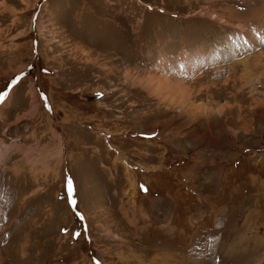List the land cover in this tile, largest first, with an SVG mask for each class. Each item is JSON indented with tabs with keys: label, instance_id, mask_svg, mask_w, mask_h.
Here are the masks:
<instances>
[{
	"label": "rangeland",
	"instance_id": "374dc122",
	"mask_svg": "<svg viewBox=\"0 0 264 264\" xmlns=\"http://www.w3.org/2000/svg\"><path fill=\"white\" fill-rule=\"evenodd\" d=\"M262 22L264 0H0V91L25 73L0 103V264H264V119L198 127L145 89L160 53ZM161 67L234 106L212 65Z\"/></svg>",
	"mask_w": 264,
	"mask_h": 264
},
{
	"label": "bare ground",
	"instance_id": "6f19581e",
	"mask_svg": "<svg viewBox=\"0 0 264 264\" xmlns=\"http://www.w3.org/2000/svg\"><path fill=\"white\" fill-rule=\"evenodd\" d=\"M237 30H239V32L234 37L231 36L232 38L230 39L228 37L229 46L225 48L214 47L212 44L194 46L196 51L193 54L189 49L183 48V50L179 52L181 55H175L171 60L164 58V55L168 53H160L158 55L159 63L154 62V69L157 74L164 73V76L161 74L162 77L156 76L146 82L147 85L145 89L148 91L149 95L167 106L178 107L180 112L178 116L183 119L184 122L194 123L198 127H203L206 123H210L213 127L212 129L216 130L219 128L217 123L220 119L227 117L225 123H233L236 120L238 121L246 118L245 116L249 113L253 116H259L264 119V43H261V41L264 40V22L257 27L255 26V29L253 30L242 27L237 28ZM243 47L247 48L250 52H253L252 55L249 54L251 55L249 57L243 56ZM191 57H194L193 62H190ZM236 57V60L231 61V59ZM229 61H231L230 65L227 64ZM163 65L174 71L178 70V72H182L187 76H200L199 80H203L207 74V72L201 70V68L212 65V72L224 74L223 88L227 91H233V93L230 94L232 95L234 106L219 107L215 104V102L218 101H215L214 99H223L225 94L222 95V90L217 89L215 83H212L210 85L212 89H208L210 93H208V98L211 96V99H213L211 104L201 108L195 107V103L193 104L195 84L194 86L192 84L190 85L184 78H180L178 74L175 77L179 82H177L178 80H169L167 71H158V68L161 66L162 69H167L164 68ZM240 67H242L243 70H241ZM226 69L228 74L224 72ZM246 92L249 93L250 96L249 103H247L250 107L246 109L247 112H244L242 106L244 104L243 97L246 95ZM224 129L227 131L228 135L234 134L232 130L226 129V127ZM224 129L220 130L223 131ZM261 133H263V130ZM224 146L225 148H228V144H224ZM178 235H180V233ZM171 256V254L164 252L162 259L155 258V260H152L151 264H172L173 260ZM140 260L144 262L143 259ZM180 263L183 262H179L178 264Z\"/></svg>",
	"mask_w": 264,
	"mask_h": 264
},
{
	"label": "snow or ice",
	"instance_id": "6c2138e0",
	"mask_svg": "<svg viewBox=\"0 0 264 264\" xmlns=\"http://www.w3.org/2000/svg\"><path fill=\"white\" fill-rule=\"evenodd\" d=\"M261 43H264V40L261 41ZM25 73H21L20 75L14 77L10 82L9 85L3 90L0 91V103H3L6 98L9 96L10 94V90L15 88V86L24 78ZM44 98V97H42ZM46 99V98H44ZM67 192H68V196H69V203L72 205H75V200L72 198V193H73V185H72V181L68 180L67 182ZM80 215V218L83 219L82 214H78ZM62 231H66V230H62ZM75 235L79 236V233H75ZM95 264H100L99 261H96Z\"/></svg>",
	"mask_w": 264,
	"mask_h": 264
}]
</instances>
